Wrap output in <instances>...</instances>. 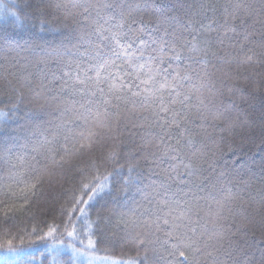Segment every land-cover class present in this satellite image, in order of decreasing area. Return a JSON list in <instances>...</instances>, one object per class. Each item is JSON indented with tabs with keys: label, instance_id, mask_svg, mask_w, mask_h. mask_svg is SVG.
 I'll list each match as a JSON object with an SVG mask.
<instances>
[{
	"label": "trees",
	"instance_id": "1",
	"mask_svg": "<svg viewBox=\"0 0 264 264\" xmlns=\"http://www.w3.org/2000/svg\"><path fill=\"white\" fill-rule=\"evenodd\" d=\"M61 2L68 3V7H55L57 0H0V110L8 113L6 117H0V264H17L19 257L10 252V248H23L35 256V264H47L45 254L50 251L47 245L52 243V238L46 244L39 241L37 236L42 234L41 230L46 232L49 226L59 225L60 232H63L62 221L67 218L61 206L67 204L79 187L81 169L89 178L96 174V169L101 176L110 174V177L104 192L88 204L81 205L85 208L87 219L93 222L91 228L85 225L82 232L90 234L95 247L88 248L87 238L83 235L81 238L84 239V244H80L79 239L61 237L64 240V244L59 246L63 264H165L151 250L152 245H148L146 251L145 247L135 243L136 232L142 229L136 228L131 222L127 226L122 223L124 220L136 219V216L147 220L159 214L155 211L154 202L150 203L145 195L151 192L149 185L153 181L159 184L164 180L160 168H167L171 161L165 159L160 168H156L149 162L139 160L140 149L144 144L141 140L144 131L155 132L158 129L129 131L121 124L116 133L97 138L90 148L77 153L71 164H65L54 175L46 177L43 185L34 190V193L21 191L24 184H16L9 179L8 170L12 163H17V157H24L26 160L30 158V148L22 147L25 138L33 143L42 139L39 135H33L29 121L39 124L41 130H54L64 118L55 100H41L21 87L23 81L17 83V79L26 74L22 66L27 65V71L33 73L35 81L41 69L45 73L59 72L69 59L81 62L85 67L97 63L93 59V45L89 42V37L81 39L84 32H92L91 41H98L91 26L92 19H99L96 11L74 9L70 0ZM110 2L124 8L131 6L129 10L134 16H144L145 25H151L145 33V39L148 38V33H153L159 27L151 18L154 15L168 16L170 23L178 29L181 24L187 23L186 12L197 19V27L207 25L213 18L212 11H207L206 16L195 17L200 11L201 3L209 0ZM211 2L217 5L219 11L216 15L219 16L227 0ZM240 2L260 7V0ZM3 5H7V9ZM108 14L116 12L105 9L101 16ZM85 17L89 19L86 20ZM256 28L259 30L261 25L257 23ZM259 38L257 35L252 39ZM33 44L39 45L35 52L22 51V47L27 48ZM213 51H218V55L223 56L224 60L208 57L216 67L209 69L214 74V86L206 103L212 111L223 113L226 118L208 121V135L197 136L199 143L207 145L206 155L200 161L197 175L200 180L209 178L202 185L204 191H197L198 196L208 197L207 200L200 201L203 209L201 216L209 211L210 204L214 208L213 198H222L224 193L219 186L212 190L208 184L214 182L220 173H224L226 187L240 193L241 198L231 203V212L224 213L228 219L215 228L210 219L207 224L210 232L224 235V239L217 245L219 251L214 253L216 264H264V48L254 44L246 45L243 49H233L231 55L225 56L214 41ZM37 56L45 57L47 64L33 67ZM247 56L252 59L244 63ZM8 81H12L25 93L22 101L16 100V93L11 90ZM55 94V91L47 93L49 98ZM76 99L79 100L80 97L77 96ZM13 102L18 107L9 112ZM35 108L40 109L39 113L32 111ZM196 132L199 133L200 129L197 128ZM6 145L11 147L10 152H4ZM111 151L116 153L115 162L107 159ZM38 159L40 162L37 166L42 167L46 161L43 157ZM129 160L132 163L138 161L133 175H138L139 178L128 185L125 191L121 188V178L128 175ZM93 162L95 169L92 168ZM120 165L124 167L121 168ZM18 170L23 171L22 168ZM182 179L184 183H172L171 190L176 193L172 199H187L180 190L187 192L191 187L190 180L199 183L196 177L182 175ZM133 209L136 216L132 214ZM79 215L76 213L73 217L78 227L85 219L80 217L77 220ZM34 227L38 230L36 234H32ZM69 243H74L76 248L85 249L88 254L74 255ZM208 243L214 244L216 241L212 239ZM2 258L7 260H1ZM200 264H212V260L201 259Z\"/></svg>",
	"mask_w": 264,
	"mask_h": 264
},
{
	"label": "snow or ice",
	"instance_id": "2",
	"mask_svg": "<svg viewBox=\"0 0 264 264\" xmlns=\"http://www.w3.org/2000/svg\"><path fill=\"white\" fill-rule=\"evenodd\" d=\"M70 2L74 9L96 11L99 19H92L91 26L98 41H91L92 32H84L81 39L89 37V42L93 45V59L97 63L85 67L81 62L69 59L59 72L45 73L41 69L35 81L33 73L27 71V65L22 66L26 74L20 76L17 83L23 81L21 87L41 100H55L64 118L54 130H41L39 124L29 121L33 135H39L42 139L33 143L25 138L22 147L30 148V158L26 160L24 157H17V163H12L8 170L9 179L16 184L23 183L21 191L34 193V190L43 185L46 177L54 175L65 164H71L76 154L90 148L97 138L116 133L121 124L129 131L158 129L155 132L144 131L141 136L144 144L140 149L139 160L149 162L156 168H160L165 159L171 161L167 168H160L164 180L159 184L153 181L149 185L151 192L145 195L150 203L154 202L155 211L159 214L154 218L141 220L133 209L132 214L136 219L124 220L122 223L127 226L131 222L136 228L142 229L136 232L135 243L145 247L146 251L147 246L152 245L151 250L165 264H200L201 259L212 260V264H216L214 253L219 251L217 245L224 239V235L210 232L207 224L210 219L215 228L228 219L224 213L231 212V203L241 198V195L226 187L224 173H220L214 182H209L208 187L215 190L219 186L224 194L220 199L213 198L214 208L210 204L209 211L201 216L203 209L200 201L207 200L208 197L198 196L197 191H204L202 185L209 178L200 180L197 175L207 147L198 142L197 136L208 135V121L226 118L223 113L212 111L206 103L214 86V74L209 69L216 67L208 57L224 60L223 56L218 55V51H213L214 41L225 56L231 55L233 49H243L246 45L254 44L264 48V0H260L259 8L240 0H227L219 16L216 15L219 9L214 2L209 0L201 3L200 11L195 17L206 16L207 11H212L213 18L207 25L201 24L199 27L197 19L187 12V23L181 24L179 29L170 23L168 16L154 15L151 18L159 27L153 33H148L147 39L144 36L151 25H145L143 15L134 16L129 10L131 6L124 8L110 0ZM7 7L3 5L4 9ZM55 7L67 8L68 3L57 0ZM105 9H112L116 14L101 16ZM249 20L251 23H248ZM257 23L261 25L259 30L256 28ZM257 35L259 40H253ZM38 47L39 45L33 44L27 48L22 47V51L33 53ZM251 59V56H247L243 62L248 63ZM47 62L45 57L37 56L32 66ZM8 84L16 93V100L22 101L25 93L12 81H8ZM53 91L56 94L49 98L47 93ZM77 96L80 97L79 100L76 99ZM17 107L18 104L13 102L9 112ZM32 111L39 113L40 109ZM7 115L8 113L0 110V117ZM197 128L200 129L199 133L196 132ZM10 151L11 147L6 145L4 152ZM129 155H132L131 152ZM115 156V151H111L107 159L115 162ZM39 157L46 161L42 167L37 166ZM137 163L128 161V175L121 178L122 190L126 191L127 186L139 178L138 175H133ZM120 167L123 168L124 165ZM92 168H96L94 162ZM81 172L79 187L67 204L61 206L67 218L62 221L63 232H60L59 225L49 226L46 232L41 230L42 234L37 236L39 241L46 244L52 238V243L47 245L50 251L45 254L47 264H63L59 247L64 244L61 238L63 236L79 239V243L84 244V239L81 238L83 235L87 238V247H95L90 234L82 232L85 225L91 228L93 222L87 219L85 208L81 205L88 204L104 192L108 187L110 174L101 176L96 169V174L89 178L83 173V169ZM182 175L199 180V183L190 180L191 187L187 192L180 190L187 198L183 201L172 199L176 193L171 190L172 183L185 182ZM76 213L80 214L76 217L77 220L85 218L79 227L73 219ZM202 220L205 222L201 223ZM37 231L34 227L32 234ZM212 239L216 243L209 244L208 241ZM21 243L23 244V240ZM68 246L73 249L74 255L88 254L85 249L76 248L74 243H69ZM9 251L19 257L17 264H35V256L23 248H10Z\"/></svg>",
	"mask_w": 264,
	"mask_h": 264
},
{
	"label": "rangeland",
	"instance_id": "3",
	"mask_svg": "<svg viewBox=\"0 0 264 264\" xmlns=\"http://www.w3.org/2000/svg\"><path fill=\"white\" fill-rule=\"evenodd\" d=\"M1 260H7V258H2ZM105 264H107V263H105Z\"/></svg>",
	"mask_w": 264,
	"mask_h": 264
}]
</instances>
